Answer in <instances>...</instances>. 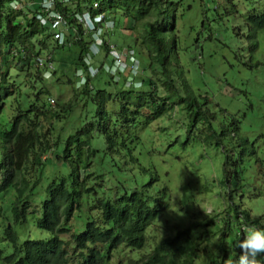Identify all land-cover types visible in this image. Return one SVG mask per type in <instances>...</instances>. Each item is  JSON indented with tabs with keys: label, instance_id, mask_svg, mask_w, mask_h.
<instances>
[{
	"label": "trees",
	"instance_id": "obj_1",
	"mask_svg": "<svg viewBox=\"0 0 264 264\" xmlns=\"http://www.w3.org/2000/svg\"><path fill=\"white\" fill-rule=\"evenodd\" d=\"M12 1L0 0V264H106L120 246L144 250L151 223L169 206L170 174L159 160L172 154L174 140L156 138L169 126H181L186 134L201 126L202 144L222 151L219 184L225 191L219 195L224 203L160 237L133 263L237 264L241 249L236 243L251 228L264 230L263 215L250 216L238 204L247 197L251 176L264 189V86L249 106L252 116L260 118L253 133L242 128L245 113L232 99L210 109L207 99L192 91L180 96L178 86L187 89L185 66L194 65V51L216 53L214 45L227 48L224 42L236 37L248 40L244 64L251 65L264 38V0H53L75 28L71 44L52 40L47 25L39 22L43 11L37 9L46 0H17L15 10ZM200 1V31L189 38L184 21L193 2ZM85 11L91 18L102 12L104 21L113 24L110 29L94 24L101 29L94 54V30L78 21ZM118 11L134 33L145 20L140 44L133 37L137 54L129 48L122 52L126 63L128 49L142 60L132 77L106 69L113 64L112 51H122L109 38ZM180 19L181 29L176 26ZM230 20H241L242 28L234 29ZM48 42L54 43L53 50L60 48L58 58H52ZM88 53L92 58L86 62ZM235 53L243 64L242 50ZM182 55L188 57L185 64ZM12 63L17 74L10 79ZM253 66L264 67V60ZM62 72L69 73L65 81ZM61 83L72 87V96L50 104L47 84ZM176 99L182 118L177 125L169 113ZM165 117L168 126L152 127ZM178 142L184 150L188 141ZM188 170L182 197L210 191L205 177ZM232 228L238 232L228 242ZM257 261L264 264V256Z\"/></svg>",
	"mask_w": 264,
	"mask_h": 264
},
{
	"label": "rangeland",
	"instance_id": "obj_2",
	"mask_svg": "<svg viewBox=\"0 0 264 264\" xmlns=\"http://www.w3.org/2000/svg\"><path fill=\"white\" fill-rule=\"evenodd\" d=\"M199 3L201 4L203 1L193 2L192 10L188 12L184 21L186 26L184 35L189 38H192L200 31L198 28L200 21ZM246 12L247 9H244L243 14ZM115 18V25L111 29V34L109 36L111 44L116 45L119 51L122 50L120 53L121 56H123L122 52H125V49L127 48L133 49L137 54L136 46L140 44L141 34L143 33L142 23L145 20L139 21L140 23L137 24V28L134 33L128 28L129 21L124 17L121 11L115 13ZM230 21V24H233L234 29L236 26H240L242 24L241 20ZM180 23L181 19L176 23V26L181 29L182 27H180ZM111 27H109V29ZM240 28H242V25ZM202 32L203 37H205V30ZM133 37L137 38V45H133ZM247 41V39L238 41V37H236L224 42L227 48H221L219 47L220 45H214L213 50H216V53H210V49L208 48L206 50L204 49L201 53L194 51L192 53V55L195 56V61H193L194 65L187 63L188 57L182 55V64L187 63L185 66V78L188 82L186 84V90H184L183 86H178V88L179 94L182 97L185 95L186 91H192L197 98H206L208 101L206 105H208L210 109L215 108L214 104L225 106V102L229 98L232 99L231 104L233 106L237 105L241 114L245 113V120L242 124V128L246 129L250 133H253L259 128L260 118L252 116L249 106L250 104H254V99L258 97L264 86V77L262 76V74H264V67H254L253 64L258 59L264 60V38L261 44L253 52L250 62L251 65L249 66L244 64V62L248 63L250 55V49L248 48ZM47 45V49L50 51L52 58H58L62 53L60 48H55L53 50V42H48ZM241 50L242 57L240 59L243 61V64H239L234 58L236 55L235 52L238 51L239 53ZM41 56L45 57L46 52L41 54ZM225 59L227 61H225ZM138 60V63L140 64L142 60H140L139 57ZM13 64L14 63L11 64L12 67L8 71L11 75L9 77L10 79L15 78L17 74ZM91 70L93 74L95 72V68L93 69L91 67ZM68 75V72L63 73L61 81H65ZM21 79L22 76L18 77V80ZM232 80L237 82H233ZM47 85L51 91V95L48 98L49 102L51 99L54 100V104L57 100L64 102L72 96V87L68 84L61 83L59 85ZM174 101H176V105L169 111V113L172 122L177 125L181 123L182 118L179 112L178 100L176 99ZM50 104L52 103L50 102ZM232 105L229 106L228 110L232 109ZM256 106H259V104H256ZM166 119L167 117L162 120L155 121L152 127L155 129L157 126H168L169 120L166 121ZM60 124L61 123L57 125L60 126ZM166 136H170L172 140H174L172 146L169 148L172 154L180 156L179 158H175L172 154L166 153L159 160L162 171L165 169L170 174L168 181L172 187L170 190L169 206L161 217L151 223L153 225L148 230V242L144 250L133 251L124 246H120L113 252L111 260L106 264H134L133 262L137 261L141 255L145 254L148 251L146 249L148 247H152L153 243L160 237L164 235H173L175 231L183 225L189 224L195 218H200L205 212L212 213L215 208L219 207L220 202L224 203L223 199H221L219 195L220 193L223 194L225 191V188L219 184L222 176L223 153L214 146L202 144L203 134L201 126H198L197 130L190 129L188 134L184 132L181 126H169L162 132L158 131L156 138ZM178 139H180V141H188L184 145V150H180V142H178ZM260 142H262V140H260ZM191 143L195 144V147L191 148ZM173 158L175 159L173 160ZM184 166L190 170H196L202 177H205L210 184V191L200 196L197 195V192H188L182 197L183 191L181 190V185L186 181V179H188L189 174V170ZM261 182L262 181H255L251 176L250 185L252 186L245 189V195H247V197L244 202L238 203L241 210H247L250 212V216L253 217H259L261 215L264 217V189L261 188ZM253 186L256 187L257 190H254ZM72 222L74 223V221ZM30 228V231L33 232V226L30 225ZM235 229L236 228H232V232L228 235V242L235 240L236 233L238 232ZM64 236L67 237L68 234ZM237 248L239 247L237 246Z\"/></svg>",
	"mask_w": 264,
	"mask_h": 264
},
{
	"label": "built area",
	"instance_id": "obj_3",
	"mask_svg": "<svg viewBox=\"0 0 264 264\" xmlns=\"http://www.w3.org/2000/svg\"><path fill=\"white\" fill-rule=\"evenodd\" d=\"M60 3L68 4L70 0H57ZM40 2V1H39ZM12 4H15V7H11ZM97 4L94 3L93 6L95 7ZM20 3L17 0H13L10 2V7L15 10L19 8ZM39 10H42V14H39V22L41 24H46L50 33V38L54 41H56L58 44H71L72 43V37L71 35L75 33V28L72 27L64 17V15L56 8L55 3L53 0H46L43 4L39 6L37 9V12ZM34 13H29V17H33ZM104 13L100 12L94 15L93 18H91L90 14L85 11L81 14V16L78 18V21L81 22V24L87 29V30H94L93 31V37L95 42V48L92 54L97 52L96 47L100 46L101 38H100V27H98L95 30L94 24H102L106 27H111L112 22L111 21H104ZM91 53H88L86 56L85 61L89 62V60L92 58ZM113 55V64L111 66H107V70L111 72V70L114 72L116 69H119L121 71L124 70V74L132 77L137 74L138 72V60L134 56L133 51L127 52V58L129 60V64H127L120 53H117L116 51H112ZM44 58L40 57L38 58V64L43 65ZM49 63V67H50ZM111 67V70H110ZM126 70V71H125ZM90 72L92 73V70L90 68ZM80 71L77 72L78 75H80ZM79 80L80 82H83V77L80 76ZM53 100L51 99L50 102Z\"/></svg>",
	"mask_w": 264,
	"mask_h": 264
},
{
	"label": "clouds",
	"instance_id": "obj_4",
	"mask_svg": "<svg viewBox=\"0 0 264 264\" xmlns=\"http://www.w3.org/2000/svg\"><path fill=\"white\" fill-rule=\"evenodd\" d=\"M11 7H15V4H12ZM128 51L130 50L128 49ZM136 59L138 60V58ZM127 64H129V60ZM136 87H140V85L137 83ZM237 246L241 249L237 264H258L257 257L264 256V230L249 229L246 236Z\"/></svg>",
	"mask_w": 264,
	"mask_h": 264
}]
</instances>
